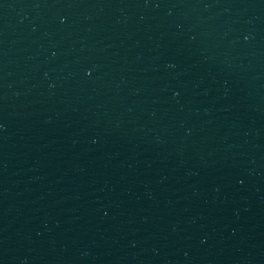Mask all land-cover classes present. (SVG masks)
I'll list each match as a JSON object with an SVG mask.
<instances>
[{"label": "water", "instance_id": "95a60500", "mask_svg": "<svg viewBox=\"0 0 264 264\" xmlns=\"http://www.w3.org/2000/svg\"><path fill=\"white\" fill-rule=\"evenodd\" d=\"M0 264H264V0H0Z\"/></svg>", "mask_w": 264, "mask_h": 264}]
</instances>
